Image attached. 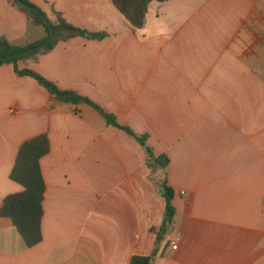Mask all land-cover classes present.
I'll return each instance as SVG.
<instances>
[{"label": "crops", "instance_id": "1", "mask_svg": "<svg viewBox=\"0 0 264 264\" xmlns=\"http://www.w3.org/2000/svg\"><path fill=\"white\" fill-rule=\"evenodd\" d=\"M28 1L105 37L60 43L19 69L91 101L170 163L150 169L146 149L92 107L57 103L0 67V209L24 191L11 180L21 146L50 141L42 243L27 248L0 219V264H264V0L153 2L140 30L114 0ZM44 38L0 0V39ZM165 181L176 215L159 241Z\"/></svg>", "mask_w": 264, "mask_h": 264}, {"label": "trees", "instance_id": "2", "mask_svg": "<svg viewBox=\"0 0 264 264\" xmlns=\"http://www.w3.org/2000/svg\"><path fill=\"white\" fill-rule=\"evenodd\" d=\"M28 20L36 27L42 28L45 38L35 44L26 46H13L5 39H0V67L11 65L16 74L20 77H30L36 80L45 88L52 97L60 104L80 105L87 104L96 110L108 123L129 136L133 137L148 153V166L152 170L167 169L169 159L166 156L156 157L148 146L147 136H138L132 130L123 128L118 124L117 118L107 114L91 101L81 98L73 92L59 90L56 85L45 80L31 70H20L19 63L35 60L39 55L48 54L60 43H66L76 38L90 40H101L105 37L102 34H90L68 24L60 15L56 14V20L52 22L47 16L28 0H9ZM167 0H114V6L137 30L144 27L148 8L151 3H164ZM47 44L39 53L25 55L15 58L28 51ZM12 58H15L11 60ZM50 152V141L46 135L39 136L24 143L18 153L14 168L11 173V180L20 185L24 191L7 197L0 209V219H9L19 235L24 240L27 248H34L42 243V220L44 217L43 202L45 196V182L41 171V160ZM163 197L166 201L165 221L160 229L159 241L167 234L169 226L173 223L176 210L173 205L174 192L168 187L165 181L162 184ZM152 258L134 257L131 264H152Z\"/></svg>", "mask_w": 264, "mask_h": 264}, {"label": "water", "instance_id": "3", "mask_svg": "<svg viewBox=\"0 0 264 264\" xmlns=\"http://www.w3.org/2000/svg\"><path fill=\"white\" fill-rule=\"evenodd\" d=\"M18 1H20V0H18ZM46 46H47V44H45V45H43V46H41V47H38V48H36V49H34V50L28 51V52H26V53H24V54H22V55H19V56L15 57V58H21V57H23V56H25V55H31V54L39 53V52H41ZM15 58H12L11 60H13V59H15Z\"/></svg>", "mask_w": 264, "mask_h": 264}, {"label": "built area", "instance_id": "4", "mask_svg": "<svg viewBox=\"0 0 264 264\" xmlns=\"http://www.w3.org/2000/svg\"><path fill=\"white\" fill-rule=\"evenodd\" d=\"M173 249H174V250H176V249H177V247H176V246H174V247H173Z\"/></svg>", "mask_w": 264, "mask_h": 264}]
</instances>
